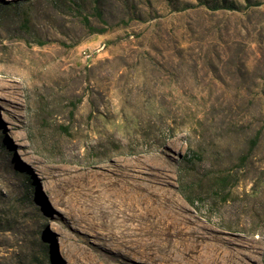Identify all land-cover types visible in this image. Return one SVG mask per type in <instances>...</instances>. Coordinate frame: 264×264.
<instances>
[{
  "label": "rangeland",
  "instance_id": "374dc122",
  "mask_svg": "<svg viewBox=\"0 0 264 264\" xmlns=\"http://www.w3.org/2000/svg\"><path fill=\"white\" fill-rule=\"evenodd\" d=\"M101 164L264 264V0H0V264H189Z\"/></svg>",
  "mask_w": 264,
  "mask_h": 264
},
{
  "label": "bare ground",
  "instance_id": "6f19581e",
  "mask_svg": "<svg viewBox=\"0 0 264 264\" xmlns=\"http://www.w3.org/2000/svg\"><path fill=\"white\" fill-rule=\"evenodd\" d=\"M110 118L114 120L115 116H110ZM136 172L142 171L126 166L116 169L101 164L99 171L75 173L71 176V181L76 189L83 190L92 187L99 189L110 202L108 204L111 208L109 215L115 217L118 214L127 215L125 213L127 210L131 213L129 217L136 215L137 218L140 217V220L146 222L145 229L152 230L153 235L164 237L165 243L162 246L169 249L168 254L173 255L179 262L186 260L189 264H243L239 254L225 247L221 239L207 228L202 226L187 228L184 225L180 215L174 214L173 200L158 187L162 183L161 180L154 178L149 183H144ZM117 198L121 200L119 205L115 202ZM120 206L124 207V210L117 209ZM154 214L160 216L157 223L161 226L157 228L152 218ZM170 230L172 234L169 233ZM169 235L172 237L170 241L167 240ZM148 247L149 245L145 244V248ZM81 254L90 261L97 262L98 260L96 256L84 251Z\"/></svg>",
  "mask_w": 264,
  "mask_h": 264
},
{
  "label": "built area",
  "instance_id": "2783aa9c",
  "mask_svg": "<svg viewBox=\"0 0 264 264\" xmlns=\"http://www.w3.org/2000/svg\"><path fill=\"white\" fill-rule=\"evenodd\" d=\"M83 56L85 59H89L91 55L89 53L83 52Z\"/></svg>",
  "mask_w": 264,
  "mask_h": 264
}]
</instances>
